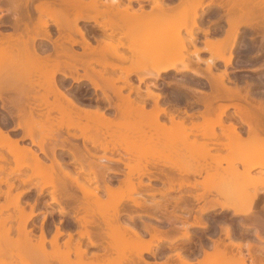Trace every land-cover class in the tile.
I'll list each match as a JSON object with an SVG mask.
<instances>
[{
    "label": "bare ground",
    "instance_id": "1",
    "mask_svg": "<svg viewBox=\"0 0 264 264\" xmlns=\"http://www.w3.org/2000/svg\"><path fill=\"white\" fill-rule=\"evenodd\" d=\"M116 1L118 3L112 7L101 8L100 5L104 4L101 0H11L15 14L14 28L11 33L0 28V100L2 113L4 112L3 119H0V148L7 147L9 154L0 150V199H5L0 203V255H11L10 252L14 251L12 257L15 261L19 260V264H169L167 260L151 262L146 259L145 254L156 256V251L164 240L173 243L182 238L192 239L188 228H207L209 222L202 220L201 215L217 209L221 210V218L226 221L232 219L228 217L231 210L237 216L243 214L245 217L239 229L248 233L255 227V237L264 241V217L251 212L252 202L246 204L245 208L231 202H221L216 198L217 194H222L221 189H211L203 195L183 193L170 196L172 191L189 189L190 192L192 188H197L201 181L191 182L189 176H203L204 172L208 176L213 172L218 174L223 171L230 177L239 175L240 180L236 179V186L231 181L227 182V188L238 189L244 177L255 168L264 166V161L257 160L256 157H240L238 161L243 164L241 170L234 162L229 161L238 143L246 142L245 146L257 143L258 150H264V101L256 104V98L242 95L239 89L226 86L227 73L224 72L218 76L212 73L213 77L211 75L208 78L211 92H201L198 97V102L205 107L201 113L203 121L191 119V123H188V110H168L167 105L160 101L162 94L156 91L153 93L150 87L147 89V96L154 98V107L149 110L140 86L133 85L130 77L136 74L140 82L152 77L155 80L154 87H157L156 83L163 73L173 69L179 71V68L176 63L165 61L166 54L170 51L167 53L165 47L159 46L160 42H154L153 36H150V42L147 41L149 43L138 45L134 26L130 27L126 22L129 18H136L135 22L152 14L154 17L157 9H173V5L156 0L151 10H145L140 0H137L140 5L137 9L131 4L136 0H129V4L125 6H120V1ZM181 1L176 5H184V0ZM226 2L227 4L223 2L222 7L225 9L227 5L226 9L230 8L228 14L232 12L242 18L257 16L264 19V0ZM34 3H37L36 12L32 8ZM23 5L24 22L18 16ZM100 17L105 20L99 21ZM229 19L228 25L235 27L237 31L238 23ZM152 20L154 24V18ZM81 21H93L112 31L102 32L103 44H93L88 38L86 25H80ZM148 21L150 20L145 24ZM51 25H55L58 30L56 38L53 37ZM150 27V31L146 33H151L153 27ZM118 31L122 32L123 37L114 38ZM139 33L137 35L141 34ZM73 34H78L80 39L74 38ZM208 37L205 40L206 48L216 43H212L214 41ZM189 41L195 47L193 54H199L203 50L197 48L198 40L195 35ZM236 41L234 36L230 47ZM221 43L226 45V39ZM77 46H80L81 51L76 49ZM218 58L227 65L231 62L223 55ZM97 65L104 69H98ZM211 65L214 64L211 62ZM118 69L122 70L120 74ZM197 74L201 75L200 72ZM118 81H122V85L119 86ZM83 82H89L96 94L101 90L103 101L108 105L100 102V98L96 99L94 107L80 103L79 92L76 91H79ZM75 85L76 91L73 90ZM126 87L130 91L125 94ZM219 98H234L244 102H237L234 107L240 122L247 126V138H244L242 125L230 121L226 124L224 115L229 104H221L218 109L214 107ZM111 109H114V113L110 115L108 110ZM211 113L218 114L216 121L210 117ZM166 116L168 120L164 118ZM209 118L212 120H207ZM8 125L13 127L8 129ZM217 126L222 132H217ZM18 130H21L19 134L14 133ZM25 140H30L33 146L39 148V152L31 145L21 143ZM140 140L162 147L164 154L161 149L157 155L160 162L157 159L153 164L148 163V160L144 162L139 156L136 158L132 144ZM124 143L127 147L123 146ZM213 149L219 152L211 153ZM57 150L67 151L72 156V162L81 166V171L73 173L66 168L63 155ZM192 150L206 152L211 162L208 161L205 167L198 170H188L189 167L186 169L179 160L188 156L187 152L191 153ZM174 153L180 159L168 161V156ZM162 158L167 162L164 161L163 164ZM121 163L127 171L113 168V165L118 167ZM224 163L228 166H224ZM25 168L32 169V173H24ZM111 173L125 174L123 182L128 186L129 195L124 200L122 198L123 201H117L114 206L110 203V209V204L106 203L101 192L108 196L118 191L112 184L115 177H111ZM34 177H41L42 182L26 187ZM145 177L149 179L146 184ZM154 180L163 182L164 187L155 190L151 186ZM3 184H6V188L2 187ZM50 186L52 190L47 191L50 200L45 201L40 209L39 198L45 195V189ZM32 187L36 189L37 199L34 202L24 200ZM157 191L163 196L162 200L148 202L145 198L140 200L135 196L143 192L155 195ZM209 194L215 198L207 200ZM202 199L205 203L199 210L201 218L195 216L192 222L189 216H177L178 209L194 212V203ZM169 205H172V211H168ZM160 213L172 224L170 228L163 229L147 221H143L142 225L129 226L120 219L122 215L129 214L131 220L142 215L162 220ZM39 214H43L40 224L36 221ZM57 215H70V218L67 221L59 218L58 222L53 220L51 224H47L49 216L54 218ZM177 221L184 223L185 231H178ZM221 227L231 239L230 244L239 249L240 256L236 258V262L247 264L248 257L241 250L244 244L232 240L234 229L230 224ZM37 228L40 230L39 234L36 233ZM172 231L176 232L173 236H165ZM145 232L149 234V238ZM64 236L66 237L62 241ZM211 240L212 251L203 246L204 257L197 261L198 264H207V260L214 257H221L224 262L236 260L234 251L227 243H222L220 239ZM253 242L246 245L250 264H264V247ZM91 248L98 250L90 251ZM175 251L171 257L180 259L181 264H195L192 259L184 256L182 249L176 248ZM229 253H233L234 257H231L232 254L229 256Z\"/></svg>",
    "mask_w": 264,
    "mask_h": 264
},
{
    "label": "rangeland",
    "instance_id": "2",
    "mask_svg": "<svg viewBox=\"0 0 264 264\" xmlns=\"http://www.w3.org/2000/svg\"><path fill=\"white\" fill-rule=\"evenodd\" d=\"M104 4L100 5L101 8H106V6H114L118 3L116 0H101ZM120 1V6H125L129 4V0H119ZM163 1L166 5L170 4L173 5L172 8H164V10H158L154 11V17L153 14L149 17L147 16L143 20L135 21L136 19L129 18L127 20L126 24L130 27L135 28V40L138 45H143V43H149L151 37L153 36L154 42H160L161 47H165L167 49V59L165 60L166 62H174L179 68V71L176 69H173L167 73H163L161 79L157 81V87H154V78H147L145 81L140 82L138 79V75L134 74L130 77V81L133 83V85L140 86L141 89V94L144 95L145 101L148 102L147 107L149 110L154 107V98H150L147 96V89L150 87L152 89L153 93L154 91L161 93L162 98H161V103H164L167 105L168 110L170 111H176L177 109H182V110H188L189 116L188 117V123H191V121H203L204 118L201 116L202 111H204L205 107L202 103L198 102V97L201 95V92L205 93H210L211 92V83H209V77H213V74L218 76L220 73H227V77L225 79L226 81V86L231 87V89L235 90H240V93L242 95H250L249 97L251 98H256V104H258V101H264V19L256 17L252 18H242L241 16H237L232 14H228L229 9H226L227 5L225 6V9L222 7L224 3L227 4V0H200V3L198 4L199 0H184V5H176L181 3V0H160ZM181 1V2H180ZM185 1L187 3H185ZM196 1V3H194ZM203 1V2H202ZM140 2L144 5L145 10H151L152 5L156 2V0H140ZM189 2V3H188ZM191 2V3H190ZM133 8H139V2L138 1H133L131 2ZM169 5V6H170ZM201 5V6H200ZM203 5V6H202ZM175 7V8H174ZM230 7V6H229ZM166 9V10H165ZM156 10V9H155ZM227 10V11H226ZM1 14V12H0ZM150 18H154V24L152 23L153 20ZM231 18V21L234 23H238V29L236 31V28L233 26H229L227 19ZM105 20L104 17H100L99 21ZM132 20V22H131ZM145 24V22H147ZM230 20V19H229ZM152 21V22H151ZM247 21V22H245ZM134 22V23H133ZM142 22V23H141ZM131 23V24H130ZM137 23V24H136ZM139 23V24H138ZM141 24V25H140ZM145 24V25H144ZM154 26H153V25ZM80 25H86V27L89 29V38L92 41L93 44H97L98 42L100 44H103L102 40L96 41L94 38L91 36L94 35L97 38L101 39L100 34L102 32H107L110 33L112 31L111 28H105L102 25H98L97 23L90 21V22H84L81 21ZM148 25V26H147ZM144 26V27H143ZM52 30L54 31V36L58 35L57 31L55 30V25H51ZM148 27V28H147ZM150 29H152L151 33H146ZM147 30L145 31V29ZM201 28V29H200ZM138 29H140L138 31ZM189 29H192L191 31ZM200 29V30H199ZM203 29V31H202ZM11 30V29H10ZM137 30V31H136ZM141 34H140V33ZM160 32V33H159ZM193 32V34H191ZM207 32V33H206ZM139 33L141 35H137ZM143 33V34H142ZM163 35H160L162 34ZM165 34V35H164ZM207 34V35H206ZM237 34V35H236ZM192 35L197 38L198 40V46L197 48L203 49L200 51L199 54H193V50H195V47L191 46V40ZM209 35V37H208ZM236 36L237 41L236 44L233 47H230V43L232 39ZM58 37V36H57ZM73 37L76 39H80V36L78 34H73ZM123 37V34L121 31H118L114 38H121ZM210 38L211 41H214L212 43H215V45L208 46V48L212 47L211 50L210 48H206L205 46V40ZM152 38V39H153ZM227 41V44L224 45L221 43L222 40ZM140 41V43H139ZM149 41V42H147ZM157 44V43H155ZM263 45V46H262ZM76 49L78 51H81L80 46H77ZM208 49V50H207ZM158 55V54H156ZM219 55H223L225 59L231 60V62L227 65L224 60L219 59ZM179 59H182L179 60ZM212 64L214 65H211ZM210 63V64H209ZM210 65V67L208 66ZM186 67V69H184ZM98 69H104L102 66L97 65ZM211 70V73L209 72ZM122 70L118 69V73L120 74ZM201 73V75L196 73ZM81 72H83L81 70ZM213 73V74H212ZM209 78V79H208ZM72 81V80H71ZM70 81V82H71ZM122 81H118L117 84L120 86L122 85ZM117 85V86H118ZM76 89V85L74 87V91ZM41 91H43L41 89ZM110 91V90H109ZM130 90L129 88H124V93H128ZM79 95V100L80 103L86 105V106H91L94 107L97 102L96 99L100 98V102H103V104L108 105L103 101V93L101 90H98L97 94L94 88H92V85L89 82H83V84L80 86L79 91H76ZM133 96H136V92H133ZM241 102L237 99L234 98H219L218 100L215 101L214 107L218 109V107L222 104H229L230 107L226 110V115H224V119L226 124H229L230 122H235L239 123L242 128V131L244 132V138H247V126L245 124H242L240 122L239 116L236 114V109L234 107V104ZM2 102L0 100V119H3L4 112L2 113ZM147 108V109H148ZM153 109V108H152ZM108 114H113L114 109L108 110ZM193 112V113H191ZM200 112V113H199ZM191 114V115H190ZM212 114V113H211ZM215 114V115H214ZM195 115V116H194ZM210 115L208 114L207 117ZM210 117H213V119L216 121L218 119V114L213 113ZM166 120H168L167 116L164 117ZM217 118V119H216ZM192 119V120H191ZM207 120H212V119H207ZM233 120V121H232ZM7 124V121H5ZM8 129L13 126H7ZM217 132H222L221 128L219 126L216 127ZM75 131V130H73ZM21 130H18L17 132H14L16 134H19ZM147 140V139H146ZM152 141V140H151ZM22 144H28L31 145L34 149L38 150L39 148L37 146H33L30 142V140H25L21 142ZM79 143L82 144L81 139H79ZM124 147L126 146V143H124ZM130 144V143H128ZM132 144V142H131ZM246 142L238 143V146H236V150L233 151L231 154L230 160L231 162H234L236 166L241 170L243 168V164L241 161H238L240 157L243 158H253L256 157L257 160L260 159L264 161V150H258L256 147L257 143L252 144V146H245ZM251 145V144H250ZM134 152L137 154V157L144 162L148 160V163H153V161L157 160L159 157L157 155L159 154L160 150L162 147L159 146H154V143L140 140L137 142H133L132 144ZM130 148V146L128 147ZM194 149V148H192ZM196 149V148H195ZM202 149V148H201ZM3 152L8 154V148H0ZM132 150V149H131ZM163 150V149H162ZM161 150V151H162ZM199 150V148H197ZM203 150V149H202ZM200 150V151H202ZM59 154H62V158L64 160V166L68 169H70L73 173H77L81 171V166L79 164H75L72 162L71 155L66 151L62 150H57ZM188 153V156H183L181 160L180 158L175 154L172 156H168L167 160H173V161H182V164L185 166V168L188 170H195V169H200L202 167H205L209 160V157L207 153H203V151L200 153L194 152ZM133 152V151H132ZM133 152V154H134ZM164 154V150L162 151ZM219 150L213 149L211 153H217ZM220 152L226 153V150H220ZM173 153V151H172ZM194 153V154H192ZM192 154V156H190ZM205 154V155H203ZM9 155V154H8ZM195 155V158H194ZM11 156V155H10ZM42 157H45L44 154L41 153ZM132 156V155H131ZM136 156V155H135ZM163 156V155H162ZM206 156V157H205ZM118 157V155L116 156ZM167 157V155H166ZM178 157V158H177ZM185 157V158H184ZM189 157V159L187 158ZM205 157V160L203 159ZM156 158V159H155ZM207 158V159H206ZM186 159V160H185ZM160 162V159H158ZM163 158L161 161H164L165 163L167 162ZM168 160V161H169ZM184 160V161H183ZM142 161V162H143ZM48 163H50L49 160H47ZM162 163V162H161ZM154 164V163H153ZM14 165V163L12 164ZM194 165V166H193ZM200 165V166H199ZM63 166V167H64ZM161 166V165H160ZM193 166V167H192ZM199 166V167H198ZM224 166H228L227 163H224ZM113 168L120 169V171H127L125 168L124 164H120L118 167L113 165ZM193 168V169H192ZM24 173L30 174L32 173V169H24ZM211 173V172H210ZM215 173V175L213 174ZM211 176H208L207 173H203V176H194L190 175L189 179L191 182H195V180L201 181V184L198 185L196 188H190L189 192V186L186 187L188 190H178V191H172L170 193V196H178L181 194L190 193V194H201L208 190L211 189H221L223 190L222 194H217L216 198L219 199L221 202H231L232 204H238L241 206V208H245L249 204V202H252V209L251 212H255L256 215H260L264 217V166L255 168L252 170V172L247 176L244 177L242 183L239 185L238 189H233L231 190L230 188H227V182L231 181L235 183L236 179L240 180L239 175H235L233 177L228 176L224 171L223 173H216L213 172ZM206 174V177H205ZM111 177H115L113 181L114 187L118 188V191L108 195L105 192H101L103 198L106 199V203L114 206L117 204V201L119 202L120 200L123 201L126 199V197L129 195V189L128 186L125 185L123 182V179L125 177V174L123 173H111ZM208 176V177H207ZM117 177V178H116ZM204 180V181H203ZM203 181V182H202ZM42 182L41 177H34L30 179V181L26 184V187L28 186H34L35 183H40ZM145 184L149 182V179L147 177L144 178ZM95 185V184H94ZM151 186L155 187V190L161 189L164 187L163 182L160 180H154L151 182ZM236 186V183H235ZM3 188H6V184L2 185ZM120 187V188H119ZM176 187H179V185H176ZM45 195L41 196L39 198L40 201V209L43 208V204L45 201L50 200V195L47 194V191H51L52 187H47L45 189ZM186 191V192H185ZM154 193V191H153ZM152 193V194H153ZM204 193V194H205ZM147 192H143V194L138 195L135 194V196L138 197V199L143 200L145 198L148 202H151L152 200H162L163 196L157 191L155 195H152ZM215 194V193H214ZM215 198L212 194L208 195V199ZM123 198V200H122ZM37 199V193L35 187H32V191L30 194L26 197H24V200H28L31 202H34ZM104 199V200H105ZM4 198L2 197L0 199V203L4 202ZM116 201V202H115ZM193 201V200H192ZM196 201V200H194ZM113 202H115L113 204ZM194 203V202H193ZM205 202L202 200L196 201L194 203V212L188 213L187 211H183L181 209H178L176 211L177 216L181 215V217H187L189 216V220L192 222L194 221L195 216H200V207L204 204ZM110 204V209L112 206ZM243 205V206H242ZM56 208H59L56 206ZM39 209V208H38ZM173 207L172 205H169L168 211H172ZM198 210V211H197ZM220 209L213 210L207 214H203L200 216V218L204 221L209 222V226L207 228H201L197 226H190L187 231H189L192 234V239H179L176 242L170 243L167 240H164L163 242L160 243L158 249H157V254L156 256H152L151 254H145V257L147 260L151 262H162V261H168L169 264H181V260L176 258L175 256L171 257V255L175 254L176 248L182 249L184 256L189 257L192 259L195 264H198L197 261L200 259H203L204 257V252H203V246L207 248L208 250L212 251L213 247V239H220V241L223 243H227L230 248L234 251L233 253L235 254V257L233 256L234 254H231L229 256L234 257L235 259L240 256L239 249L237 247H233L230 244V238L226 236L225 230L221 226H225L226 224H230V226L234 229V236L232 240L234 241H240L244 244V247L241 249L242 253L245 254L248 259L246 261L247 264L251 263V259L249 258L248 254V249H247V243L248 242H253L256 245H259L264 247V241L257 239L255 237V227H252L248 233L247 231H242L239 229V225L241 222L244 220V215H235L234 210H231L228 214L229 218H232L230 221L225 220L221 218L220 215ZM70 215H65V216H60L57 215L53 217H48L47 218V224H51V222L54 220L56 222L59 221V218H63V220L68 219ZM65 218V219H64ZM70 218V217H69ZM135 220H131L129 218V214H124L120 217L121 222L129 225V226H136V225H142L143 221L147 222H152L154 223V226H158L163 229H168L172 226V224L168 223L165 215L160 213V218L162 220H157L155 218H149L148 216H136ZM43 219V214H39L37 218V223L40 224ZM190 221V222H191ZM226 221V222H225ZM184 223L181 221L176 222V226H178V231L183 232L185 229L183 228ZM39 227V225H38ZM51 227V226H50ZM75 231V227L73 228ZM37 232L39 234V229L37 228ZM154 230H157V228H154ZM240 230V231H239ZM176 232L172 231L165 236H173ZM248 235H245V234ZM146 237L149 238V234L145 232ZM62 238V241L65 239ZM258 242V243H257ZM98 249L96 248H91L90 251H97ZM260 252V251H259ZM11 255H0V264H19V260L15 261L12 257L14 254V251L10 252ZM230 257V258H231ZM213 259V260H212ZM218 259V260H217ZM217 259L211 258V260H207V264H238L236 261L229 260L227 262H224L223 259L221 260L217 257ZM217 260V261H216ZM211 261V263H210ZM224 262V263H223Z\"/></svg>",
    "mask_w": 264,
    "mask_h": 264
},
{
    "label": "flooded vegetation",
    "instance_id": "3",
    "mask_svg": "<svg viewBox=\"0 0 264 264\" xmlns=\"http://www.w3.org/2000/svg\"><path fill=\"white\" fill-rule=\"evenodd\" d=\"M36 4L37 3H34L32 6L34 12H36V10H35ZM0 12H1V14H0V17H1L0 28H2L6 33H11L13 28H14V24H15V14H14V11L12 10L11 0H0ZM18 16H19V19L21 21L24 20V18H25V5H23V9L18 12ZM55 30L58 33L56 26H55ZM87 30H88V38H89V29L87 28ZM100 36H101V39L95 37L94 35H92L91 37L97 41V40H102V33L100 34Z\"/></svg>",
    "mask_w": 264,
    "mask_h": 264
}]
</instances>
